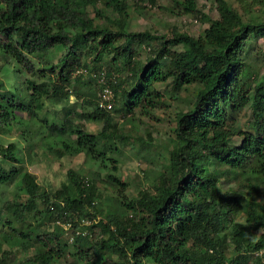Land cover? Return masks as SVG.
Segmentation results:
<instances>
[{
  "label": "trees",
  "instance_id": "1",
  "mask_svg": "<svg viewBox=\"0 0 264 264\" xmlns=\"http://www.w3.org/2000/svg\"><path fill=\"white\" fill-rule=\"evenodd\" d=\"M128 1L0 0V61H12L28 76L23 91H8L0 80V128L22 125L18 113L27 115L40 127L39 134L49 135L48 149L58 158L82 154L106 170L105 183L113 193L107 200L113 210L98 219L95 204L101 192L93 178L68 170L67 181L48 193L34 174L24 172L17 185L25 201L16 202V195L4 207L6 218L0 217V251L3 243L17 239L23 251H36L29 264H58L66 257L70 264H250L251 259L252 264H264V200L246 198L241 190L264 193V76L250 81L246 63V44L252 39L264 42V20L253 15L257 9L264 14V0H215L214 20L197 7V0H175L178 16L209 23L198 37L124 32L96 22L104 18L103 11H110L120 17L114 22L117 27L126 29ZM133 43L151 50L142 65L134 60ZM178 46L184 49L175 50ZM79 47L94 63L89 70L93 80L87 84L96 83L100 94L107 88L112 107L100 108L95 97V103L88 101L95 107L91 112L74 110L71 117L79 100L89 98L81 86L76 102L70 103L75 85L68 60ZM54 52L62 54L57 64L46 63ZM109 56L113 64L124 60L123 68L110 70L104 60ZM38 76L46 79L35 83ZM169 82L171 92L163 90ZM191 88L190 104L175 115L167 164L163 171L151 172L152 191L128 198L123 193L127 185L110 172L116 167L111 169L109 162L116 161L108 153L133 137L122 133L111 111L148 115L167 106L166 97ZM46 104L61 106L62 116L55 112L50 119H39ZM246 108L252 111V132L229 122ZM81 120L101 123L100 132L88 133ZM235 136L241 138L239 145L230 144ZM137 140L145 145L142 138ZM15 148L0 145V155L16 161ZM9 179L0 175L1 183ZM221 180L236 182L238 188L223 191ZM238 214L245 216L244 223L235 221ZM28 215L33 223L26 221ZM56 223L66 230H43ZM0 264H13L12 258H0Z\"/></svg>",
  "mask_w": 264,
  "mask_h": 264
},
{
  "label": "rangeland",
  "instance_id": "2",
  "mask_svg": "<svg viewBox=\"0 0 264 264\" xmlns=\"http://www.w3.org/2000/svg\"><path fill=\"white\" fill-rule=\"evenodd\" d=\"M227 1L233 2V0ZM128 3L131 8L126 11L128 15L126 29L117 27L114 22L120 20V17L111 14L110 11H103L102 15L104 18L96 22L100 23V25H109L118 31L124 32H149L154 35L184 32L194 37L203 35L204 30L209 27V23L201 19L197 20L187 15L178 16L176 9L173 8L175 7V0H156L153 6L146 0H129ZM197 7L212 20L218 18L215 0H197ZM86 10L94 14L93 8L89 7ZM99 10L102 11V7H99ZM253 15L264 20V14L261 9L255 10ZM248 43L246 44L249 49L246 54V63L252 72L250 81H253V79L259 81L264 76V42L262 39H252ZM152 44L157 45L156 42ZM174 49L181 51L184 48L183 46H178ZM132 52H134V60L141 65L151 55V50L148 51L143 46L139 47L136 43L132 44ZM61 56V53L54 52L48 57L46 63L56 65ZM111 58L109 56L104 59L112 66L110 70L117 71L123 68L124 60L118 59L113 64L111 63ZM68 61L72 68L71 81L73 80L74 82L72 83L75 85L70 88L72 91L70 103L76 102L75 93L81 86H84L85 97H89L79 100L77 106L72 109L71 117H74V110L84 113V111L91 112L95 108L88 101L95 103V97H99L100 94V87L96 83L87 84L93 80L89 70H93L94 63L91 57L84 53L83 48L79 47L77 55ZM85 64L88 65L87 70L84 67ZM104 67L107 69V64ZM121 73L123 74V76L120 75L121 77L126 76L124 72L121 71ZM81 75V80H77ZM54 77L56 78V75ZM26 78L28 76L18 70L12 61H0V80L6 90L15 92L16 89H22L21 91H23L22 83ZM44 79L46 78L38 76L34 81L35 83H40ZM76 82L80 83V85L76 84ZM170 85L171 83L169 82L163 90L171 92L172 87ZM177 93L179 96H175L173 99L166 97L167 106H161L151 111L148 115H142L139 111H136V114L133 115H125L122 111H111V115L115 117L122 133L127 138L129 136L133 137L127 144L118 142V149L108 153V157H113L116 161L114 163L109 162L111 169L116 167L115 171L110 170V172L114 173L121 183L127 185L123 193L128 198L136 196L141 190L152 191V170L163 171L162 165L167 164L168 152L174 147L171 140L174 138V128L176 127L175 115L179 110H185L187 105L190 104L192 88L189 90L182 89L177 91ZM60 110L61 106L46 104L39 119L43 117L50 119L49 115L55 112H58L59 117H61ZM42 113L44 114L42 115ZM18 116L23 119L22 125L14 124L0 128V145L6 147L9 144H14L16 147L14 151L16 161L5 159L0 155V175L3 178L10 176L7 183L0 182V217L6 218L4 207L7 202H13L16 195L19 196L16 202L25 201L26 196L19 192L17 185L24 172L34 174L36 182L42 190L51 193L58 190L61 184L67 181L68 170H73L87 179L93 178L95 187L101 192V198L97 199L98 203L95 204L97 215H99L98 219L108 215V212L113 209L111 208V203L107 200L113 199V193L111 188L105 183L107 171L99 169L97 164L90 163L82 154L58 158L54 151L48 149L47 143L51 141V138H48L49 135L46 133L39 134L40 127L34 126L32 122H29L27 115L18 113ZM229 122L233 123L242 132H252L250 125L252 123L251 109L246 108L240 113L234 114ZM79 123L88 133L95 135L100 132L102 126L101 123L84 120ZM148 133L149 136L147 135ZM139 138L143 139L145 145H141L139 140H137ZM240 142L241 138L236 136L230 140L231 145H239ZM96 174L99 176L96 177ZM252 181L260 184L259 180L250 179V183ZM237 185L238 183L236 182L227 183L224 180L220 182V188L223 191L238 188ZM241 190L246 198L253 199L256 202L264 200V193H253L248 188H242ZM101 214L102 216H100ZM244 219L245 216L239 214L235 217V221L238 223H244ZM26 221L33 223L32 215H28ZM48 225L46 224L43 230L48 229L62 233L67 228V226H62L59 223ZM261 233V231L257 232V236H260ZM35 253L34 248L23 251L19 246L18 240L14 239L11 242L3 243L0 258L10 257L13 264H29V259L33 258ZM113 258L117 261L116 257ZM71 261L70 257H66L65 260H61L58 264H70ZM250 264H252V259Z\"/></svg>",
  "mask_w": 264,
  "mask_h": 264
},
{
  "label": "built area",
  "instance_id": "3",
  "mask_svg": "<svg viewBox=\"0 0 264 264\" xmlns=\"http://www.w3.org/2000/svg\"><path fill=\"white\" fill-rule=\"evenodd\" d=\"M99 82L101 84H105L103 83L104 79H101ZM111 100H112L111 92L107 88L106 89L104 88L98 98L99 107L107 110L111 109L112 106L109 102Z\"/></svg>",
  "mask_w": 264,
  "mask_h": 264
}]
</instances>
